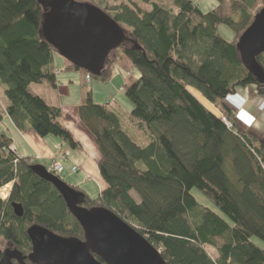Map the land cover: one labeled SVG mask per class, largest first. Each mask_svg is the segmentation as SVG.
<instances>
[{
    "label": "trees",
    "instance_id": "16d2710c",
    "mask_svg": "<svg viewBox=\"0 0 264 264\" xmlns=\"http://www.w3.org/2000/svg\"><path fill=\"white\" fill-rule=\"evenodd\" d=\"M218 1L209 12L193 0L94 4L124 30L97 76L65 58L64 68L57 69L58 52L42 34L39 0H0V84L8 101L0 107V189L12 184L8 197L0 198V238L8 247L28 256L33 225L85 240L57 188L33 171L41 163L12 150L5 122L8 117L22 132L33 129L82 148L63 122L59 94V74L76 73L78 116L93 135L106 183L97 198L74 187L85 194L83 206L116 213L161 251L167 264H264V141L229 106L221 103V116L215 107L240 87L254 85L264 96V82L238 50L255 18L251 10L264 0ZM221 25L233 28L232 41L220 34ZM123 56L140 72L125 88L133 103L125 118L109 103H95L88 85L92 78H111ZM256 62L264 73V54ZM193 189L220 212L201 204ZM13 204L22 205L23 216H16Z\"/></svg>",
    "mask_w": 264,
    "mask_h": 264
},
{
    "label": "water",
    "instance_id": "95a60500",
    "mask_svg": "<svg viewBox=\"0 0 264 264\" xmlns=\"http://www.w3.org/2000/svg\"><path fill=\"white\" fill-rule=\"evenodd\" d=\"M39 2L44 8L45 40L69 62L100 75L111 52L120 46L122 27L90 2ZM238 50L249 70L264 82V73L256 62L257 56L264 54V6L240 38ZM32 169L57 188L83 228L85 240L63 237L44 226L33 225L27 232L31 253L25 256L18 249L8 247L0 264H27L26 260L32 264H167L161 251L116 213L104 207H84L85 194L50 173L45 165L36 164ZM13 208L16 216H23L22 205L13 204Z\"/></svg>",
    "mask_w": 264,
    "mask_h": 264
},
{
    "label": "rangeland",
    "instance_id": "374dc122",
    "mask_svg": "<svg viewBox=\"0 0 264 264\" xmlns=\"http://www.w3.org/2000/svg\"><path fill=\"white\" fill-rule=\"evenodd\" d=\"M193 1L196 4H198L200 9L204 12L215 10L219 6L218 0H193ZM90 2L97 6L100 5L104 7L106 5L112 6L115 4H119L120 0H93V1L90 0ZM263 6H264L263 2H258L256 7L253 10H251L252 15L255 16L261 10V8H263ZM224 11L227 15L232 14V11L229 6L224 7ZM219 32L228 41H232L234 39L235 31L233 30V28L227 25H221L219 27ZM110 57H111V54L109 55L106 63L109 61ZM128 61L129 60L123 56L122 59L117 64H115L113 68V74L111 78H109L108 80L104 81L99 78H92L88 82L89 87L93 91V100L95 103L104 104V103H107L109 99L110 100L109 102L112 105L113 103H115L114 105L121 106V108L125 110L126 113L124 116H127V114L133 109V103L126 95L125 88L127 86V83L130 80H136L138 79L140 75L139 70L136 69L130 61L128 64ZM55 65L57 66V68H60L62 65H64V57H62L59 53L55 54ZM59 75L61 77L63 73ZM76 79L78 80V77ZM249 86L255 87L254 85H249ZM121 87L123 88L121 89ZM59 94L60 95L62 94L61 91H59ZM79 97H80V85L78 83L77 86L71 88L70 98H65V100H63L62 104H64V106H63L62 112L66 118V122L71 125L72 129L71 128L69 129L71 130L73 136L75 137L76 140L81 142L83 146V150H74L67 143H65L61 138L56 137L54 135H48V137L53 139L56 142V144H58L57 149L60 148L63 153L66 152L68 154V157L70 158V162H65L64 160H61L65 167V172L60 174L59 176H61L67 184L71 185L72 187H77V188H80V187L74 185L75 183L73 182H78V180H83V179L86 180L87 178L86 177L87 174L85 175L83 168L81 166V162L85 159L87 155H89V159H90V163L92 167L93 168L96 167L99 170L98 160L100 157V153L94 141L93 135L89 132V130H87V128L82 124V122L79 119L78 108L75 106V104L79 102ZM2 101L3 100L0 97V107L1 109H4L5 105L3 104ZM220 105L221 103L219 102L218 104L215 105V107L219 109V112H220L219 114L221 116L222 111H221ZM13 149L16 152L14 147ZM60 156L61 154H59V157ZM73 164H75V166L78 167V170H79L78 172L71 171V167ZM101 179H103L102 176H101ZM94 183L95 181L90 182L89 185L85 187L86 190L89 192L88 194H91L90 195L91 198H97L100 194L97 191L98 189ZM11 185L9 187H11ZM9 187L5 186L4 188H2V190L5 188L7 190L9 189ZM10 191L11 189L7 190L6 196H1V195L0 196L6 199ZM192 193L194 194V196L197 198V200L201 204L208 206L217 212H220L218 208L213 204V202L203 193H201L197 189H193ZM255 241L258 244L263 245L262 241H260L258 238H255ZM7 245H8L7 242L4 239L0 238V249L2 251H5L8 248ZM211 252L214 253V250L211 249Z\"/></svg>",
    "mask_w": 264,
    "mask_h": 264
},
{
    "label": "crops",
    "instance_id": "0c3cea01",
    "mask_svg": "<svg viewBox=\"0 0 264 264\" xmlns=\"http://www.w3.org/2000/svg\"><path fill=\"white\" fill-rule=\"evenodd\" d=\"M65 64L66 61L64 59V65H62L60 68L57 69L61 71L64 68ZM77 77L78 80L76 79ZM59 78L61 80V85L59 87L62 93L60 95L61 103H63V100H65V98H70L71 88L77 86L80 77L79 74L73 73V74H63L61 77L59 76ZM132 81L133 80H130L127 83V85H129ZM122 88L123 87H121V89ZM0 97L3 100L2 101L3 104L7 105L8 101L5 98V89L1 84H0ZM109 101L110 100L108 99L107 103H109L110 107L115 112H117V114L123 116L125 115L126 112L121 108V106L114 105L115 103H113L112 105ZM220 103L229 106L234 111L241 124L253 136L264 141V97L257 92L255 87L253 86L240 87L237 89L235 94L229 95ZM79 104H80V97H79V102H77L75 106L78 108ZM63 106L64 104H62V110H63ZM5 122L9 128L8 130L9 135L13 139V147L15 148L16 153L19 156L33 158L34 160L40 162L41 164H44L47 167L49 166L53 158L59 157V154L63 153L60 148L57 149L58 144H56V142L50 137L48 136L41 137L33 129H28L26 132H22L12 124V122L8 117H6ZM63 122L68 129L71 128V125L66 122V118L64 115H63ZM74 150H83V146L80 149H74ZM63 154L66 155V159L64 161L70 162V158L68 157V154L66 152H64ZM74 165L75 164H73L72 167ZM81 166L83 168L85 175L87 174L86 176L87 178L86 180L83 179V180H78V182H73L75 183L74 185L79 186L81 189L89 193L85 187L89 185L90 182L95 181L94 184L98 189L97 191L101 193V191L106 188V183L103 179H101L99 170L96 167L94 168L92 167L90 163L89 155H87L85 159L81 162ZM72 167H71V171H72Z\"/></svg>",
    "mask_w": 264,
    "mask_h": 264
},
{
    "label": "built area",
    "instance_id": "2783aa9c",
    "mask_svg": "<svg viewBox=\"0 0 264 264\" xmlns=\"http://www.w3.org/2000/svg\"><path fill=\"white\" fill-rule=\"evenodd\" d=\"M225 120V119H224ZM225 122H226V124L231 128L232 127V124L230 123V122H227L226 120H225ZM12 150L14 151V149H13V147H12ZM66 159V155L65 154H61V156L60 157H55V158H53L52 160H51V163L49 164V166H47V170L50 172V173H52V174H54V175H60V174H62L63 172H64V170H65V167H64V165H63V163H62V161L61 160H65ZM72 171L73 172H78L79 170H78V167L77 166H73L72 167ZM4 188V187H3ZM1 190V189H0ZM0 198H2V199H5L4 197H1L0 196Z\"/></svg>",
    "mask_w": 264,
    "mask_h": 264
},
{
    "label": "bare ground",
    "instance_id": "6f19581e",
    "mask_svg": "<svg viewBox=\"0 0 264 264\" xmlns=\"http://www.w3.org/2000/svg\"><path fill=\"white\" fill-rule=\"evenodd\" d=\"M11 184H9V185H7L8 187L10 186ZM11 187H12V185H11ZM11 187H9V189H11ZM9 189H7V190H9ZM7 190H6V188L5 189H1L0 190V195L1 196H6L7 195Z\"/></svg>",
    "mask_w": 264,
    "mask_h": 264
},
{
    "label": "flooded vegetation",
    "instance_id": "af4514ba",
    "mask_svg": "<svg viewBox=\"0 0 264 264\" xmlns=\"http://www.w3.org/2000/svg\"><path fill=\"white\" fill-rule=\"evenodd\" d=\"M16 262V261H15Z\"/></svg>",
    "mask_w": 264,
    "mask_h": 264
}]
</instances>
